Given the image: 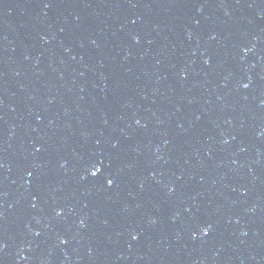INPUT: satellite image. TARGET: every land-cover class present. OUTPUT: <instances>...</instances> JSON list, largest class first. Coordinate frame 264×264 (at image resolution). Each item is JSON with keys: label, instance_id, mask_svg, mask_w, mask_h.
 Listing matches in <instances>:
<instances>
[{"label": "water", "instance_id": "water-1", "mask_svg": "<svg viewBox=\"0 0 264 264\" xmlns=\"http://www.w3.org/2000/svg\"><path fill=\"white\" fill-rule=\"evenodd\" d=\"M0 264H264V0H0Z\"/></svg>", "mask_w": 264, "mask_h": 264}, {"label": "snow or ice", "instance_id": "snow-or-ice-1", "mask_svg": "<svg viewBox=\"0 0 264 264\" xmlns=\"http://www.w3.org/2000/svg\"><path fill=\"white\" fill-rule=\"evenodd\" d=\"M46 6H48V5H46ZM245 87H247V85H245ZM99 171H100V169H99V168H97V169H96V172H99ZM96 172H93V173H92V175H93V176H95V175H96ZM108 183H109V184H111V183H112V181H111V180H109V181H108ZM203 231L207 232V231H208V229L206 228V229H204Z\"/></svg>", "mask_w": 264, "mask_h": 264}]
</instances>
